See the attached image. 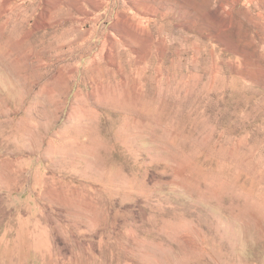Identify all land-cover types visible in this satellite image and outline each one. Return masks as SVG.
<instances>
[{
    "label": "rangeland",
    "instance_id": "374dc122",
    "mask_svg": "<svg viewBox=\"0 0 264 264\" xmlns=\"http://www.w3.org/2000/svg\"><path fill=\"white\" fill-rule=\"evenodd\" d=\"M0 264H264V0H0Z\"/></svg>",
    "mask_w": 264,
    "mask_h": 264
}]
</instances>
